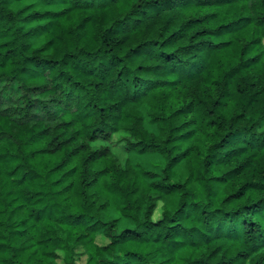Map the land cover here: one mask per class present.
<instances>
[{"label": "trees", "instance_id": "obj_1", "mask_svg": "<svg viewBox=\"0 0 264 264\" xmlns=\"http://www.w3.org/2000/svg\"><path fill=\"white\" fill-rule=\"evenodd\" d=\"M82 257L264 264V0H0V264Z\"/></svg>", "mask_w": 264, "mask_h": 264}, {"label": "rangeland", "instance_id": "obj_2", "mask_svg": "<svg viewBox=\"0 0 264 264\" xmlns=\"http://www.w3.org/2000/svg\"><path fill=\"white\" fill-rule=\"evenodd\" d=\"M155 160L158 161L159 157H156ZM145 163H146V161H145ZM128 226H130V224L127 221H124V222H122L120 224V228L121 229H123L125 227H128ZM99 243L100 244H105V243H107V240L104 237H100L99 238ZM84 263H85V257H82L79 264H84Z\"/></svg>", "mask_w": 264, "mask_h": 264}]
</instances>
